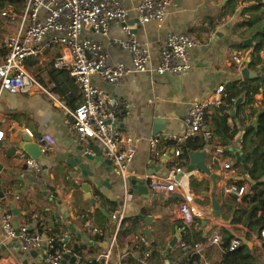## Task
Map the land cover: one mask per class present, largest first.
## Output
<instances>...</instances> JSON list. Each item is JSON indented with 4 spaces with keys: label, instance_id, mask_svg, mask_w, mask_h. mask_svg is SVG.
<instances>
[{
    "label": "crops",
    "instance_id": "obj_1",
    "mask_svg": "<svg viewBox=\"0 0 264 264\" xmlns=\"http://www.w3.org/2000/svg\"><path fill=\"white\" fill-rule=\"evenodd\" d=\"M142 1L125 0V6L129 11L127 25L122 23L113 26L111 36L120 39L124 36L123 28L127 26L141 43L148 45L151 49L153 55L151 71L147 73L135 72L118 85L108 84L98 76L93 78L96 86L113 96L120 97L128 105L119 114L116 123L124 136L131 135L137 141L138 154L130 169L133 173L150 174L151 165L154 164L157 167H162V170L156 174L158 176L165 175L164 172L168 174L171 171L180 170L177 173L178 179L187 191L194 194L197 203L207 209L218 221L231 226L223 228L222 231L227 230L236 236H243L244 231L241 227L244 226L233 224L234 213L228 209L231 196L225 192L228 185L239 180L233 175L227 179L221 175L225 164L230 163L234 166L237 164L235 156L237 151L241 150L242 153H245L242 151V143L238 142L239 135H241L240 129L252 126L255 123V116L250 118L246 124L238 125L239 134L233 140L230 148L224 150L214 141L215 144L196 150L197 152H208L211 175L199 169L187 172V168L191 165L190 157L177 156L176 149L170 145L172 141L164 138L172 134L182 135L186 129V117L193 105L213 96L219 86L224 85L227 88L234 83L240 85L244 82L241 73L248 68L247 64L251 61L250 54L257 45V41L254 40L255 33L251 30L257 28L259 31H264L261 15L258 12L249 11L244 5H240L235 14L230 15L228 12L231 7L227 6L230 0H174L164 23L152 22L143 25L135 11ZM236 2L240 4L241 0H236ZM24 7L25 4L23 8L17 7L18 13L22 14ZM247 19H250L252 23H246ZM9 20L11 21L5 19L0 25V37H2L3 31L5 34L8 33L5 39L13 35L18 28L16 20ZM241 22L243 26L237 27V24ZM183 32H190L199 44L191 54V71L178 76L159 75L155 69L163 51L161 42L171 33ZM91 36L104 45L111 55L113 63H123L132 68L127 51L110 45L108 39L99 34L92 33ZM1 45L2 42L0 47ZM239 45L250 47V49L248 51L239 50ZM236 50L242 52L246 58L247 63L243 66L233 62V52ZM0 51L1 64L4 52L1 49ZM57 54V47L51 46L41 57L29 59L27 62L28 71L44 87L43 91L21 95H10L4 92L0 96V128L6 133L5 139L0 145V165L4 166V170L0 172V183L7 190L5 202L14 214L15 224L20 228L27 227L32 232H38V222L41 223L45 233L64 231V243L66 237L70 236V242L66 244L68 249H73L76 243L79 250H82L86 245L92 249V253L85 252L86 260H82L73 250L72 256H78L80 259L78 264H85L86 261L103 264L101 257L108 250L119 225L112 219V216L117 209L125 205V220L132 221L129 223L132 225L133 231L130 237L121 236L119 232L116 253L108 264H121L129 257L135 260V264H142L139 262L142 254L135 252L134 241L136 237L144 235L145 230L150 232L151 238L148 239L150 248L154 245L157 246V254L151 258L148 264L189 262L190 255L180 247V242L186 241L184 237H188L187 242L205 240L207 244L211 231L221 229V227H208L204 221L199 220H196L192 226L185 225L176 211L175 204L153 201L156 195L152 193L146 181L138 178V182L149 189L148 198L140 195L131 188L129 181L125 182L122 179L115 165L109 166L104 163L107 160L103 156L102 167H97L94 162L88 163L93 169L99 171L102 181H109L115 186L116 202L98 190L87 193L82 189L83 178L79 176L75 179L71 178L74 170L68 167L67 161L77 157V148L83 143L72 124L67 121H72L70 111L79 107L83 99L74 79L68 74L59 73L55 81L51 79L49 67ZM261 56L264 57V54L262 53ZM250 72L258 73L253 70ZM262 92L263 90L254 96L255 103L252 106H249L244 98H241L242 102L239 105L244 104L245 109L253 107L256 110L264 107ZM239 105L236 106L235 111H232L228 122L229 128H234L238 123L236 115H238ZM213 113L214 111L210 109L209 115H213ZM24 128H30L34 132L36 140L32 141L35 143H38V139L44 138V135H50L56 141V144L39 160L42 166L40 175H34L24 161L15 160L12 158L13 155L10 156L12 147L20 146L23 138L30 139L23 133ZM237 137L239 138L237 139ZM153 138L161 139L155 152L151 150L150 146ZM216 149H223V154L218 155L220 160L214 158L213 153ZM88 151L91 154H94L95 151L102 154V148L97 143L88 147ZM249 151L251 154L254 150ZM17 152L23 151L18 148ZM246 161L248 163V158ZM250 166L248 164V167ZM214 175H217V178H214ZM121 183H123L122 188L119 187ZM53 192H56L64 201L67 211L62 206L52 203ZM122 193H125L124 196ZM159 197L168 198L170 196L159 195ZM98 199L104 200V204L100 205ZM123 202L125 203L123 204ZM2 204L3 200L0 198V218ZM242 206L247 207L246 204H242ZM57 212L70 220L61 218L54 221L53 215ZM146 217L154 218L149 226H146ZM86 220L96 230L110 227V233L104 245L97 247L95 243H91ZM176 234L180 235V240L174 247H171ZM120 239L127 240L124 247H120ZM0 243L1 257L6 264H23L21 258L29 253L30 261H33L31 254H35L40 259L46 254L45 247L28 253L22 252L18 240L5 237L1 223ZM129 243H132V246ZM255 254L259 257L260 263L264 264L257 249ZM204 255L205 259L221 261L224 260L226 254H224L223 247L208 245Z\"/></svg>",
    "mask_w": 264,
    "mask_h": 264
},
{
    "label": "built area",
    "instance_id": "obj_2",
    "mask_svg": "<svg viewBox=\"0 0 264 264\" xmlns=\"http://www.w3.org/2000/svg\"><path fill=\"white\" fill-rule=\"evenodd\" d=\"M174 0H143L136 8L138 19L143 25L152 22L162 24L166 21L169 10ZM129 11L125 6V0H26L23 13L19 16L17 7L6 6L0 11V25L6 19L16 20L17 31L2 42L0 49L4 52L0 64V96L6 92L10 95H21L34 91H43L44 87L28 71L29 59L41 57L51 46L58 49L53 65L55 69L65 71L75 81L79 88L83 102L70 111L72 124L82 145L90 147L97 143L102 148V156L110 160L118 169L122 179L128 182L136 177L146 181L150 190L156 196H172L178 194L182 199L174 202L176 211L185 225L192 226L196 220L204 221L206 226L231 227L218 221L210 212L199 205L196 197L187 191L178 180L177 173L180 170L171 171L166 175L137 174L131 171V164L137 154V141L131 136H124L117 126L119 114L128 107L120 97L113 96L100 89L93 82L94 77H99L111 85H118L131 74L147 73L152 69L153 55L148 45L141 43L127 26L123 28L124 36L120 39L111 36L112 27L127 23ZM92 33L99 34L108 39V43L127 51L132 68L123 63H113L111 55L104 45L95 40ZM163 51L159 57V64L155 71L161 75H183L191 71V54L199 46L196 38L190 32L171 33L161 42ZM233 62L243 66L246 58L239 50L233 52ZM229 96L226 87L221 85L215 94L207 99L195 103L189 111L185 123L186 129L182 135H168L164 139L172 141L176 149V155L182 156L185 146L192 142L200 134L206 139L210 136V129L206 125V114L212 107L220 108L227 105ZM30 140H36L34 132L30 128H24ZM5 131L0 128V145L5 139ZM37 142L41 146L42 154H46L56 141L50 135H44ZM161 143L160 138H153L150 146L155 152ZM214 158L223 154V149L214 150ZM15 160L24 161L34 175L42 173L39 161L30 158L24 152H15L12 156ZM233 175L239 181L249 179L247 173L227 163L224 165L222 177L227 179ZM249 184L232 183L227 186L225 192L237 201H241L247 195ZM0 190L4 186L0 183ZM103 205L104 200L98 199ZM125 202H123L124 204ZM173 204V205H174ZM1 228L7 239L18 240L21 251L28 253L45 247L46 264H62L64 256L72 253L66 244L62 249L57 244L63 239L64 231L57 233L32 232L27 227H18L14 222V214L7 202L2 204ZM126 218V207L123 205L117 209L112 219L119 225L109 245L108 250L101 257L104 264H108L116 253L117 237L121 232V223ZM87 231L90 236L101 233L89 225L86 220ZM250 235L255 248L264 260V223L258 233L251 229L241 227ZM221 229L212 230L209 235V243L180 242L181 249L190 255L187 263L179 264H226L224 260L213 261L205 259V251L208 245L223 247L224 254L238 250L242 242L234 238L228 247L222 237ZM134 244L142 249V258L139 262L148 264L152 254L149 251L150 241L144 235L135 238ZM108 246V245H107ZM0 264H6L1 257ZM78 257V256H77ZM78 257V262H79Z\"/></svg>",
    "mask_w": 264,
    "mask_h": 264
},
{
    "label": "trees",
    "instance_id": "obj_3",
    "mask_svg": "<svg viewBox=\"0 0 264 264\" xmlns=\"http://www.w3.org/2000/svg\"><path fill=\"white\" fill-rule=\"evenodd\" d=\"M21 1L22 0H0V11L8 5L18 7L17 5L20 4ZM240 5L246 6L249 11L258 12L261 15L262 22H264V0H241L240 4H238L236 0H230L227 6H230L231 10L228 14L234 15L236 9ZM246 23H252V21L247 19ZM240 26H243L242 22L237 24V27ZM251 32L255 33L254 40L257 41V45L250 54L251 61L247 64V66L249 70L259 73L264 67V57L261 56V54L264 53V31L252 28ZM239 47V50L242 49L248 51L250 49V47H242L240 45ZM59 73L64 74L66 72L55 69L52 63L49 67V75L51 79L55 81ZM261 90H263L262 94L264 97V74L258 78L246 80L240 85L238 83H234L228 86L226 88V92L229 96L227 105L220 108L212 107L211 109L214 111L213 115H209L210 111L206 114V125H208L210 129L209 138L206 139L204 134H200L194 141L189 142L185 146L183 153L184 156L189 157V152L203 149L208 145L215 144L214 141H216L219 146L223 147L224 150L230 148L233 140L239 134L238 125L246 124L250 118L255 116L254 128L243 136L241 142L242 151H244L245 154H248L250 152L249 150H254L251 154L249 153V156L247 157V165H251L249 167V171L245 172L240 164L235 165L236 168H239L243 173H247L249 176V179L236 182V184H249L248 193L244 197L245 201H243L244 198L241 201H237L235 197H230L228 205V209L234 213L233 224H241L255 233L260 231L264 223V107L256 110L253 107L245 109L243 107L244 104L239 105L237 108L238 112L236 111L238 114L236 115L238 123L234 128H229L228 122L231 118L232 111L236 110V102L238 99L244 98L247 100L248 105L252 106L255 103L254 96L260 94ZM170 145L174 146V143H170ZM224 154H226V151H224ZM242 204H246L247 207H243ZM129 222L131 223L132 221L130 219L123 221L120 232L121 236L130 237L133 228ZM37 228L39 232H43L44 230L39 222ZM222 229L221 234L227 244L225 248L228 247V244H230V241L234 238H238L242 242V246L238 250L226 253L224 256V262L226 264H262L260 263L259 257L255 254L256 248L250 235L244 232V235L239 237L227 230L222 231ZM100 231L101 233H95L90 237L91 243H95L97 247L104 245L107 241L110 233V227H104ZM184 239L188 241L187 236H185ZM196 242L206 243L205 240H199ZM126 244L127 240H119L120 247H124ZM64 245V239H61L57 244L60 249H62ZM129 245L132 246V243H129ZM156 249V245L149 249L152 254L151 258L157 254ZM91 250L92 249H89L86 245L82 250L77 249L74 252L77 253L82 260H86L84 258V254L85 252L92 253ZM134 250L135 252L142 253V249H139L136 246ZM85 264L100 263L86 261ZM121 264H135V260L132 257H129L127 260H123Z\"/></svg>",
    "mask_w": 264,
    "mask_h": 264
},
{
    "label": "water",
    "instance_id": "obj_4",
    "mask_svg": "<svg viewBox=\"0 0 264 264\" xmlns=\"http://www.w3.org/2000/svg\"><path fill=\"white\" fill-rule=\"evenodd\" d=\"M125 24L127 25V23H125ZM241 74H242V79L244 81L249 80V79L258 78L262 74H264V67L262 68V70L259 73H251L250 70L248 68H246L242 71ZM241 102H242V99L241 98L238 99V101L236 102L237 106ZM254 125L255 124L245 128V129L244 128L240 129V132H241V135H239L240 138L237 137V139L239 138L238 139L239 143L242 142V138H243L244 134H246V132H248L249 130L253 129ZM18 148L22 149V151L25 154H27L30 158H32L36 161H39L43 156V154L41 152V146L38 143H35L28 138H23L21 143H20V146L12 147L10 150V156H12L15 152H17ZM76 153H77L76 154L77 157L70 158L67 161L68 167L72 168L74 170V173H73V175H71V178L75 179L77 176H79L80 178H83L82 181L84 183L82 185V189H84L87 193H91L92 190H98L104 196L110 197L112 199V201L116 202L117 197L114 195L116 192L114 189L115 186L112 185L109 181H107V182L102 181L100 179L99 171L93 169L92 166L88 163V162H94L97 165V167H102V164H104V163L106 165L111 166V165H113V162L110 160H107L103 163L102 154L101 155L98 154V151H95L94 154H91L88 151V147L86 145L79 146L77 148ZM188 156L190 157L191 165L187 168V172H192L195 169H199V170H202L203 172L207 173L208 175L212 174L210 164H208V156H209L208 152H206V151H199V152L191 151V152H189ZM235 156H236V163L242 165L245 172H248L249 167L247 165L246 159L249 156V153L245 154V153H242L241 150H239L235 153ZM215 163H217V161H215ZM3 170H4V166L0 165V172H2ZM161 170H162V167H157L156 165L153 164V165H151L150 174L156 175ZM164 174L166 175L167 173L164 172ZM214 178H217V175H214ZM129 183H130L131 188L133 190L137 191L140 195H144L145 198L149 197L148 187L142 186L138 182L136 177L130 178ZM119 187L122 188L123 183H121L119 185ZM6 194H7V190H5V189L0 190V198L3 200V205L6 203L5 202ZM122 194L124 196L125 193H122ZM114 197H116V198L114 199ZM178 199L181 200L182 196L178 195V194H173L172 196H170L168 198L155 196L153 201H161L163 203L174 204V202ZM52 203H54V205L62 206L64 208V210L67 211V209L64 206V201L62 199H60L59 195L56 192H53ZM61 218L70 220V218H67L66 216L62 215L60 212L54 213V215H53L54 221L61 219ZM153 221H154L153 217H146V219H145L146 226H149ZM83 235H85V234H83ZM144 235L148 239L151 238L150 232L148 230L144 231ZM80 237H81V235H80ZM179 240H180V235L176 234V237L173 239V241L171 243V247H174V245ZM69 242H70V236L68 235L65 239V244H68ZM105 248H106V246H105ZM77 249H79V246L76 243L73 247V250H77ZM28 255H23V257L21 258L23 261V264H46L44 257L40 259L35 254H31L33 261H30ZM62 264H78V257L72 256V253H67L64 256V260H63Z\"/></svg>",
    "mask_w": 264,
    "mask_h": 264
},
{
    "label": "rangeland",
    "instance_id": "obj_5",
    "mask_svg": "<svg viewBox=\"0 0 264 264\" xmlns=\"http://www.w3.org/2000/svg\"><path fill=\"white\" fill-rule=\"evenodd\" d=\"M25 2H26V0H22V1L20 2V4H18L17 6L23 8ZM18 15L20 16L21 13H18ZM8 21H11V20H8ZM7 34H8V33H7ZM7 34H5L4 31H3V33H2V37H0V43L4 41V39H5V37L7 36ZM263 54H264V53H263ZM0 58H1V51H0Z\"/></svg>",
    "mask_w": 264,
    "mask_h": 264
}]
</instances>
